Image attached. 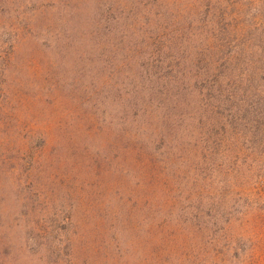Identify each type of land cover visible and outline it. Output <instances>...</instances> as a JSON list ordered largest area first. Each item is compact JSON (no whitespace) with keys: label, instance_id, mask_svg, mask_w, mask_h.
<instances>
[{"label":"rangeland","instance_id":"rangeland-1","mask_svg":"<svg viewBox=\"0 0 264 264\" xmlns=\"http://www.w3.org/2000/svg\"><path fill=\"white\" fill-rule=\"evenodd\" d=\"M216 14L255 78L164 103ZM0 264H264V0H0Z\"/></svg>","mask_w":264,"mask_h":264},{"label":"trees","instance_id":"trees-1","mask_svg":"<svg viewBox=\"0 0 264 264\" xmlns=\"http://www.w3.org/2000/svg\"><path fill=\"white\" fill-rule=\"evenodd\" d=\"M215 16L211 20H205V17H198L203 35L206 30V46H204L202 52L196 53V58H194L195 56L193 57V53L190 51V62L198 60L197 62L204 61L208 65L202 69L198 66L199 69L194 72V75L190 71L191 68L182 71L179 69V75L175 74L177 71L171 66L167 68L171 60H173V53L171 52L175 48L173 41H170L161 51L152 50V63L154 64L151 69L153 72L151 78L155 80L154 89L164 96L162 99L164 103H166L167 95L177 96L178 93L185 91L189 95H196L197 99L202 100L201 106L206 113H215L218 111V107L212 103L213 100L221 103L224 102L225 98L233 97L237 99V95L245 90V88H240L238 92L230 91L228 89L230 85H237V83L245 80L249 81L251 80L250 77L252 79L255 78L253 73L256 72L253 63L251 65L250 61H244L250 54L242 42L244 36H241L239 29L234 33L226 31L227 29L224 27L226 15L221 14L220 17H217L216 14ZM200 37L204 36L200 35ZM176 48L180 50L181 45L180 47L176 46ZM155 56L161 59L164 57V61L162 59L158 60L160 63L155 62ZM182 60H185V58ZM167 61L169 63H166ZM246 66L250 67V74L243 70ZM171 76L179 77L174 78ZM166 83L172 89L168 91V94H166ZM219 108L222 107L219 106ZM162 118L165 119L166 123L171 122L168 116ZM159 137L160 141L165 143V136L161 134Z\"/></svg>","mask_w":264,"mask_h":264}]
</instances>
